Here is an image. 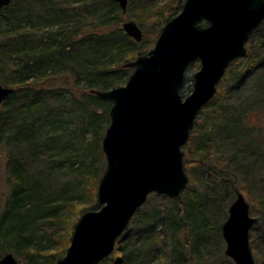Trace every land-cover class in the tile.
<instances>
[{
	"label": "trees",
	"instance_id": "1",
	"mask_svg": "<svg viewBox=\"0 0 264 264\" xmlns=\"http://www.w3.org/2000/svg\"><path fill=\"white\" fill-rule=\"evenodd\" d=\"M158 1L129 0L124 12L114 0H12L0 13V82L16 89L0 111V163L5 161L7 172L6 192H0V259L7 249L19 264L46 258L43 241L48 238L63 242L60 253L49 256L54 257L50 263L57 264L74 230L60 235L58 228L70 221L62 211L80 219L100 209L98 185L106 170L102 141L110 125L102 107L112 104L93 91L126 83L133 69L125 65L155 45L176 16L174 10H182L186 2L175 0L174 8L166 9L157 7ZM126 20L142 29L140 43L124 32ZM247 48V70L238 69L231 84L218 88L186 144L185 169L194 186L186 192L188 202L181 205L180 196L174 199L180 209L168 215L174 217L170 225L158 215L140 220L139 209L132 219L137 222L131 221L134 227L127 228L101 264H208L203 251L212 229L205 213L207 192L195 169L199 163L217 183L242 193L258 222L264 215V192L259 190L264 185V42ZM73 119L80 121L75 128ZM208 163L212 166L206 169ZM87 194L94 205L79 206ZM158 227L171 231L174 243L168 248L160 242ZM40 230L47 237L40 236ZM182 233L184 241L175 242ZM219 235L222 238L221 226ZM263 241H251L258 264H264ZM160 255L161 262L155 263Z\"/></svg>",
	"mask_w": 264,
	"mask_h": 264
},
{
	"label": "water",
	"instance_id": "2",
	"mask_svg": "<svg viewBox=\"0 0 264 264\" xmlns=\"http://www.w3.org/2000/svg\"><path fill=\"white\" fill-rule=\"evenodd\" d=\"M125 12L129 0H114ZM12 0H0V13ZM264 23V0H186L163 27L154 48L125 68L124 86L93 91L111 103L110 125L102 141L106 170L98 185L99 210L85 212L57 264H101L110 257L133 217L152 194L176 199L189 185L183 148L201 111L213 100L230 65L245 58L255 31ZM137 43L143 31L123 24ZM200 62L193 91L183 97L189 66ZM16 89L0 82V111ZM258 223L242 193L222 226L225 254L235 264H255L250 233ZM0 264H19L12 253Z\"/></svg>",
	"mask_w": 264,
	"mask_h": 264
},
{
	"label": "rangeland",
	"instance_id": "3",
	"mask_svg": "<svg viewBox=\"0 0 264 264\" xmlns=\"http://www.w3.org/2000/svg\"><path fill=\"white\" fill-rule=\"evenodd\" d=\"M174 1L175 0H159L158 3H156V6L157 7H165L166 9L167 8L173 9L174 6H172V5H173ZM182 1L184 2L185 0H182ZM174 11L176 12V16H177L181 13L182 10L178 9V10H174ZM126 21H131V20H126ZM132 21H134V20H132ZM260 42H264V24L259 28V31L256 32V34L252 37L251 41L249 42V46H256ZM153 48H154V46L151 48H147V49H148V51H150ZM240 61H241L240 63H237L235 66H233V68H235V69L231 70L229 68L227 70V72H226L223 80L221 81L220 85L218 86V88L219 87H225V86H228V84H231L230 83L231 77H232V75H235V73L237 72L238 69L243 70V72H245L247 70L248 67H246V65H248V63L246 62V58H242V59H240ZM199 70H200V62L199 61H196L189 66V68L186 72L185 85L183 87V97L184 98L189 96L192 93V91H193V77H194V74ZM5 76H8V72H5ZM233 78L234 77H232V79ZM125 84L126 83H124L122 86H124ZM251 84H253V82H251ZM6 87H8V86H6ZM214 98H213V100H214ZM102 109L108 111L107 115H109L110 106L109 107H108V105L104 106V107H102ZM101 112L103 113L104 111H101ZM103 116L105 117V113ZM104 117H102V119L104 120V124H105V118ZM204 117L201 116L200 119H202ZM73 120H74V124H72V126L75 128L78 125V123L80 124V121L78 119L77 120L73 119ZM103 120H102V122H103ZM107 128H108V125L105 127V131ZM193 132L195 133L194 129H193L192 133ZM200 132L201 131L199 129L196 133L199 134ZM192 133H191V135H192ZM185 147L183 148L184 165H185V158H186V156H185L186 155V148ZM3 162H5V161H3ZM3 162L0 163V165L2 164L1 168H3L0 170V192L1 193L6 192L4 182H5L6 177H7V172L4 168ZM100 166H101V164L98 165V167H100ZM211 166H212V164L208 163L206 166V169H209ZM103 167L105 170V168H106L105 156H104ZM195 167H197V168H195L196 174L199 175L198 176L199 180L202 182L201 183L203 186L202 189H204V191L207 192V195H205L206 196L205 200H207L208 203H206L205 213L208 216V218L210 219L209 220L210 221L209 226L212 229L211 230L212 232H210V234L207 235L208 239L206 240V244L204 245L206 248H205V252L203 251V256L205 257V258H203V260L208 261V264H211V263H213V264H228V263H226V260H225V257H227L225 254L226 242L224 241L223 236H222V238L220 237L219 228L221 226V235H222V226L229 217V208H230L231 204L233 203L232 199L233 198L236 199L237 194L235 191L231 190L230 187H226L225 185L217 183L215 181L214 177H212L209 172L204 170V168L202 169L200 167V163ZM185 171H186V169H185ZM263 173H264V171H263ZM187 175H188V173H187ZM62 180L65 182L64 178ZM189 180H190V177H189ZM193 187L194 186L191 187L190 182H189L187 189L180 196L181 205L182 204L185 205V203L188 202L187 201L188 194L186 192L189 189H192ZM261 187L259 190L264 192V185H262ZM215 198L217 199L216 205L212 204V201L215 200ZM94 203H95L94 198L90 194H87L86 196H84V198H82L78 201L79 206L86 207V208L91 207L92 205H94ZM179 209H180V203H175L174 199H170V198L163 196V195L152 194L149 196L146 204L142 207L137 218H139L141 220V218L142 219L146 218V216L151 218L152 215H158L161 219H165L167 221L168 215L170 213L172 214L173 212L178 213ZM1 210H2V206L0 205V211ZM62 213H64L66 215V217H68V219L70 220L69 222L62 223L61 226L58 228L60 235L64 236V235H68L69 231L75 227L76 223L78 222L79 216L74 214L73 217L71 216L69 218V216H68L69 213H68V211H66V209L63 210ZM260 215H261V213H260ZM251 216L259 219V216L257 214L252 213ZM173 218L174 217L171 216V218L168 219L169 225L172 224L171 222H172ZM183 218L188 223V228L190 229L191 225L189 224V221L185 217V212H184ZM133 221L132 222L135 224L137 222V219L133 220ZM131 225H132V223H130L128 228ZM133 227L134 226L132 225V228ZM161 229H162V227H158V230H161ZM203 231L206 232V228H204ZM73 232H74V230H73ZM38 234L40 236L47 237V235H45L46 232H44V231L40 230L38 232ZM189 234H190V237H189L190 242L193 243V238L191 236V233H189ZM185 237H187L186 234L182 233V235H179L176 239H174V241L175 242H182V241H184ZM160 238H161L160 242L165 243V246L167 248H168V246H170L169 245L170 243H174V242H172L173 237H172L171 231H169L167 229L161 230ZM254 238H260V239L264 240V215L263 214L261 215V219L259 220L258 224L254 227V229L250 233V245H251V241L252 242L254 241ZM43 242L48 247V249L46 251L48 257L41 258L38 260H32L31 262L29 261L28 264H51L50 262L51 261L53 262L54 257H49V256L59 254L60 251L63 249V242L52 241V240H49L48 238H47V240H44ZM263 243H264V241H263ZM34 247H36V246H34ZM251 249H252V246H251ZM252 251H253L255 264H258L257 255L254 252V250H252ZM261 251L264 253V246H263V249L261 248ZM7 253H12L16 257V259L19 261V259L17 258V255H15V253H13L11 249H7ZM61 257H63V256H60L59 258H61ZM160 257H161V255L156 257L155 263L161 262Z\"/></svg>",
	"mask_w": 264,
	"mask_h": 264
}]
</instances>
